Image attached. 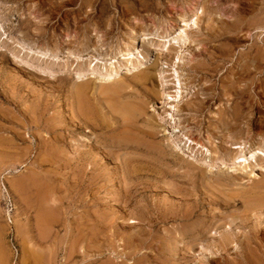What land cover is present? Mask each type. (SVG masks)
<instances>
[{"label": "rangeland", "instance_id": "1", "mask_svg": "<svg viewBox=\"0 0 264 264\" xmlns=\"http://www.w3.org/2000/svg\"><path fill=\"white\" fill-rule=\"evenodd\" d=\"M220 22L232 27L234 53L264 52V0H0V264H264V160L246 172L207 169L168 138L176 106L179 137L212 160L264 143V110L237 123L241 135L222 125L232 101L192 111L204 87L218 94L231 78L224 69L205 80L196 63ZM165 23L173 30L154 58L171 63L178 49L161 48L182 28L190 41L180 102L173 71L163 97L158 69L152 82L125 77L121 63L115 76L98 68L77 78L119 62L108 51L123 53L131 30L141 41ZM18 42L57 55L37 58Z\"/></svg>", "mask_w": 264, "mask_h": 264}, {"label": "bare ground", "instance_id": "2", "mask_svg": "<svg viewBox=\"0 0 264 264\" xmlns=\"http://www.w3.org/2000/svg\"><path fill=\"white\" fill-rule=\"evenodd\" d=\"M195 8L196 7H194V9ZM198 9L195 11H199ZM191 13H192V9L190 8V10H185V12L177 16L179 18L178 19L179 22L180 21L183 22L182 26H184L185 21L188 20V16ZM200 13L202 14V11ZM194 20H195V17H194ZM236 25H237L236 22L232 25L234 31L239 29V27H236ZM189 26H187V29ZM191 27L194 29H197L196 20L193 22L190 28ZM227 28L230 30L232 29L231 26L225 24L224 22H220L217 32H216L215 39H213L212 42L211 40L210 41L207 40L208 42H210L209 45L211 46L214 44L215 48L213 50L210 48H207L206 46L201 48L199 54H197L196 56V59H197L196 63L199 66V71L203 73L202 78L205 80H207L208 78H211L209 73L214 72V74H217L218 72L223 71L224 69H226L229 73H231V78L230 80H227L226 82L222 83L221 91L218 94H213V92L208 93L209 89L207 87H204L202 91L206 93L203 94L204 97L199 99L200 103L195 104L197 106L196 108L194 105V109L192 111L195 114L201 113L203 110L208 108V105H210L211 102L217 101V100H224V98L226 102L232 101L233 105H229V107L224 112V115H226L229 121L223 122L222 125L225 130L229 129L232 132H234L236 135H241L243 132L241 129L238 128V125L240 124L237 125V123L238 122L243 123V121L246 120V118L249 119V117H251L255 113V111L258 112V111L264 110V81H261L259 77H257V79L255 78L257 75H260V74L264 75L263 73L264 52H261L260 47H255L254 50H252L251 47H249L248 49L241 50L240 51L241 53L239 54L234 53V45H235V41L233 39L234 37L229 35ZM183 29L184 28H182L181 31L178 32V36H176L177 38H174L172 42L171 41L164 42L165 44L161 48L162 54L165 53V55L169 54L172 50H174L172 47L174 48L176 47V49H178V50H175V53L173 54L170 60L171 63H167L166 61L162 59V57L154 58L152 56V50H155V48L158 47L157 39H162L166 37L173 30L172 24L165 23L161 26L155 27L153 30L149 32V35L152 38H144L143 36L141 37V41H139V39H136V34L133 32V30H131L130 32L131 40L127 44L123 53L120 54V52L111 50V49L108 51L111 53L114 51L115 55L118 54L119 55L118 57L120 59L119 62H117L116 64L115 63L113 64L110 63L107 65L101 64L100 66L94 65L93 66L94 70L93 69L90 70V72L87 73L88 75L85 74L83 70H80L79 73L77 74L78 75L77 78L79 79V81L82 80L84 76H89V78L94 79L96 78V74H97L95 69H98V68L103 73H106L107 75L110 74L111 76L113 75L115 76V74L118 73L117 70L120 66L118 64L121 63V64H125V70H126L124 74L125 77H134L137 75V78H139L140 82L141 81L142 82H149V81L152 82L153 79L149 75L148 71L158 69L159 70V74H158L159 91L161 92V95L163 97L165 95L166 87L168 86L167 85L168 77H169L168 72L173 71L176 76L175 87L177 86V89H176L177 94L173 99L176 102H180L181 93H182L181 90H182L184 81L181 78V75L177 72V69L183 66L182 64L184 63V59H185L184 53L187 51L186 45L190 44V41L188 43V37L185 32L186 29L184 30ZM245 38H247L246 34H245ZM204 41L205 40H203V42ZM171 44H174L177 46H173ZM16 46L21 51L25 49L24 51L28 52V54L33 53L32 55H35L37 58H41L43 55H48V54L52 55L55 58L57 55L56 53L51 54L50 51L46 50L45 48L41 46L32 48L33 46L32 47L28 46L24 44L23 42L16 43ZM139 46L141 47V50L139 53L136 54ZM63 51H65L63 53L66 54V56H69V57L71 56L68 50L64 49ZM107 53L104 54V56H108ZM98 55L100 56V54ZM181 72L183 74V70ZM57 74L59 73L57 72ZM175 81H174V84H175ZM252 86H254L255 88H259L260 90V92H257L255 94L257 97L255 99H253V96L251 93ZM166 97L168 98V96ZM170 112L171 113L168 114V117H170L171 126H168L169 127L168 129L169 137L168 138H170L171 143L173 142L177 143L175 145H176V148L179 149V151H182L181 147L186 150L185 156L188 161H194V160L196 161L197 158L200 157L201 158L200 161L202 163L201 165H204L205 167H207V169L208 168L223 169L228 166L231 167L234 165H238L239 170L241 172H246L248 169H251L254 167L256 160H264V143L257 146V148H254L252 147L251 144H247L245 142L233 144L234 149L239 152L240 154L239 156L233 155L230 158H226V159L212 160L213 154H211L204 146L194 141H191L188 138H185L184 136L179 137V135H181V130L180 128L177 127V122L173 116L174 114L178 112V109H176V106H173ZM260 142H263V141H260ZM203 152H205L207 156L203 157L202 155ZM248 156L252 158V162H253L252 165L247 162ZM236 161L237 163L235 164ZM261 167H262L261 169L264 170V164L261 165Z\"/></svg>", "mask_w": 264, "mask_h": 264}]
</instances>
